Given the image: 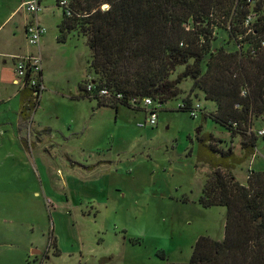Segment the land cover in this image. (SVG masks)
I'll return each mask as SVG.
<instances>
[{
  "label": "rangeland",
  "instance_id": "rangeland-1",
  "mask_svg": "<svg viewBox=\"0 0 264 264\" xmlns=\"http://www.w3.org/2000/svg\"><path fill=\"white\" fill-rule=\"evenodd\" d=\"M42 7L45 91L38 107L28 104L30 137L21 139L12 125L21 101L0 89L8 99H0V264L186 263L200 237L222 242L227 210L199 203L214 173L199 139L211 135L217 149L243 155L242 140L203 115L215 104L193 93L202 111L196 118L179 111L188 80L179 98L159 108L156 125L140 127L149 117L141 110L98 108L80 90L96 79L87 39L76 32L59 43L63 10L57 0ZM255 155L231 170L245 186L250 170H264L263 138ZM50 237L60 255L49 249ZM33 250L42 252L38 261Z\"/></svg>",
  "mask_w": 264,
  "mask_h": 264
},
{
  "label": "trees",
  "instance_id": "trees-1",
  "mask_svg": "<svg viewBox=\"0 0 264 264\" xmlns=\"http://www.w3.org/2000/svg\"><path fill=\"white\" fill-rule=\"evenodd\" d=\"M60 2L58 42L80 32L91 52L96 79L92 91L90 82L80 88L82 97L98 108L148 113L144 99L167 104L190 80L191 92L178 110L191 114L192 94H203L215 104L213 112L201 110L203 115L242 140L238 158L232 148L217 149L220 142L211 135L199 139L203 162L214 172L199 203L227 210L226 235L222 242L200 237L188 262L167 264H264V170H250L246 186L231 171L256 156L264 139V127L256 126L264 121V0H72L68 7ZM43 78L42 72L39 85ZM39 85L22 88V113L28 104L39 106ZM57 246L50 237L49 249L60 255Z\"/></svg>",
  "mask_w": 264,
  "mask_h": 264
},
{
  "label": "crops",
  "instance_id": "crops-1",
  "mask_svg": "<svg viewBox=\"0 0 264 264\" xmlns=\"http://www.w3.org/2000/svg\"><path fill=\"white\" fill-rule=\"evenodd\" d=\"M24 1L25 0H0V89H5L7 92L6 94L11 95V97H8L10 101L18 98L21 101V114H17L19 122L17 125L12 124L13 127L15 126L17 128V132L20 136L22 133L21 139H24L25 134L26 137L31 136L33 120L26 112L22 113L23 101L21 99V90L23 86L17 83L16 60L18 57L36 56L37 54L42 57L44 46L49 39V35L47 34L42 39L40 47H29L26 28L31 21V16L22 8ZM38 20L41 22L40 24L43 25L44 22L41 16L40 18L38 16ZM59 25L60 24L57 25L58 30ZM58 38L57 36L55 39L58 40ZM43 58L44 57H42V59ZM6 94L0 98L1 102L8 101ZM32 254L36 261H38L37 258L42 255V252L33 250ZM47 257L49 256L47 255Z\"/></svg>",
  "mask_w": 264,
  "mask_h": 264
},
{
  "label": "built area",
  "instance_id": "built-area-1",
  "mask_svg": "<svg viewBox=\"0 0 264 264\" xmlns=\"http://www.w3.org/2000/svg\"><path fill=\"white\" fill-rule=\"evenodd\" d=\"M60 4L63 7H68L69 1L61 0ZM22 8L31 16V21L28 23L26 28L28 44L32 47H40L42 39L47 33L46 28H44L38 20L39 14L43 11L42 0H25ZM42 67V57L38 54L36 56L18 57L16 60L17 83L21 84L23 87L28 85L29 88H37L39 85L38 77L44 70ZM93 89L94 85L90 83L88 85V90L92 91ZM39 91H45L44 84L39 85ZM36 95L37 92L35 93V96ZM100 95L108 96V91L101 90ZM142 106L147 110L148 113L146 114L147 116L149 115V117L146 119L145 123L140 124V127L144 128L148 125V123L156 125L158 120V111L159 108L162 107V103L148 97L142 101ZM192 110L191 116L196 118L198 116V112L201 111V106L197 104L192 107ZM259 135H264V129L259 131Z\"/></svg>",
  "mask_w": 264,
  "mask_h": 264
}]
</instances>
